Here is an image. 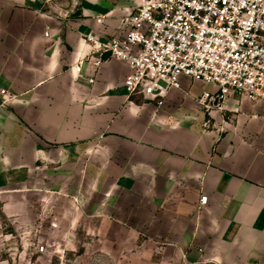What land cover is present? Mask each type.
<instances>
[{"label":"crops","instance_id":"crops-1","mask_svg":"<svg viewBox=\"0 0 264 264\" xmlns=\"http://www.w3.org/2000/svg\"><path fill=\"white\" fill-rule=\"evenodd\" d=\"M140 2L80 0L64 18L42 0H0V89L19 95L0 94V201L78 197L108 239L163 242L189 263L264 264V99L233 92L205 128L212 83L183 76L158 105L128 97L120 59L70 70L91 50L86 34L117 35Z\"/></svg>","mask_w":264,"mask_h":264},{"label":"built area","instance_id":"built-area-1","mask_svg":"<svg viewBox=\"0 0 264 264\" xmlns=\"http://www.w3.org/2000/svg\"><path fill=\"white\" fill-rule=\"evenodd\" d=\"M75 12L59 15L70 18ZM85 39L91 50L70 67L72 74L79 77L86 62L99 68L110 53L129 66L124 80L129 98L142 96L162 105L171 88L182 87L183 76L216 85V92L199 98L208 114L205 128L214 125L213 110L224 109L233 92L264 99V0H141L122 16L117 35L102 40L89 33ZM0 94L3 103L19 97L6 88ZM200 201L206 204L208 196Z\"/></svg>","mask_w":264,"mask_h":264},{"label":"rangeland","instance_id":"rangeland-1","mask_svg":"<svg viewBox=\"0 0 264 264\" xmlns=\"http://www.w3.org/2000/svg\"><path fill=\"white\" fill-rule=\"evenodd\" d=\"M42 1L54 13L80 6V0ZM77 205L52 194L13 206L0 201V264H219L174 259L166 244L142 237L108 239L105 226Z\"/></svg>","mask_w":264,"mask_h":264},{"label":"water","instance_id":"water-1","mask_svg":"<svg viewBox=\"0 0 264 264\" xmlns=\"http://www.w3.org/2000/svg\"><path fill=\"white\" fill-rule=\"evenodd\" d=\"M109 55H110V53H106V54H104L103 58L107 59V58H109Z\"/></svg>","mask_w":264,"mask_h":264}]
</instances>
